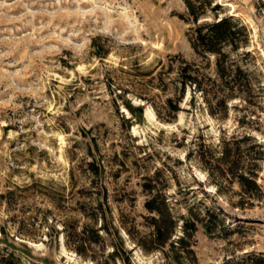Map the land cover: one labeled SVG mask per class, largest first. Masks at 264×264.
<instances>
[{"label":"rangeland","instance_id":"rangeland-1","mask_svg":"<svg viewBox=\"0 0 264 264\" xmlns=\"http://www.w3.org/2000/svg\"><path fill=\"white\" fill-rule=\"evenodd\" d=\"M215 1L222 5L219 16L235 15L252 28L264 80V0ZM181 14H187L183 0H0V196L34 180L55 181L68 193L72 172L77 189L88 187L91 148L105 166L111 193L135 199L113 202L116 212L120 207L142 220V176L157 167L171 177L166 191L172 201L204 197L226 211L228 226L220 235L197 232L199 264H239L247 252L264 253V199L244 209L232 206L214 196L208 173L186 158L193 136L200 132L217 141L220 126L235 128L233 119L222 124L204 111H181L176 121L165 122L156 113L147 116L148 103L138 121L117 96L125 92L136 105L148 97L161 107L165 95L145 74L170 55L195 57L187 35L191 23ZM130 117L128 127L124 118ZM259 181L264 188V164ZM46 208L52 205L39 194L12 206L0 197V257L11 250L7 243L23 264H93L68 248L62 235L48 241L51 221L31 228L30 236L19 233L26 217L41 218L38 209ZM178 210L186 212L180 205ZM127 245L134 248L131 241ZM132 258L135 264H162L158 255L138 248Z\"/></svg>","mask_w":264,"mask_h":264},{"label":"trees","instance_id":"trees-1","mask_svg":"<svg viewBox=\"0 0 264 264\" xmlns=\"http://www.w3.org/2000/svg\"><path fill=\"white\" fill-rule=\"evenodd\" d=\"M183 1L187 14L180 16L191 23L187 35L195 57L170 55L166 64L159 63L145 74L149 84L165 95L161 107L148 97L144 98L147 103L136 105L125 92L117 96L138 121L143 120L148 103L165 122L176 121L181 111H204L222 124L232 118L235 128L220 126L217 141L200 132L193 136L186 158L195 160L208 173L209 183L216 187L214 196L226 197L234 207H252L264 199L259 181L264 164V80L260 56L252 44V28L235 15L219 16L222 5L215 0ZM116 107L119 111L117 102ZM131 120L124 118L128 127ZM91 139L97 146L95 137ZM89 152L92 160L85 164L91 173L88 187L77 189L72 172L68 193L66 186H57L55 181L43 184L34 180L1 194L10 206L20 198L37 194L52 205L38 209L43 212L41 218L40 214L26 217L19 233L30 236L31 228L51 221L46 233L48 241L57 242L62 235L68 248L93 264H135L132 252L137 248L145 254L158 255L162 264H199L195 249L197 232L202 228L213 237L228 226L226 211L208 205L207 198L191 202L185 196L172 201L166 191L171 177L161 167L142 176L141 187L147 196L145 212L139 214L142 220L120 207L116 212L113 202L128 200L133 204L135 199L111 193L104 181L105 166L91 148ZM119 164L127 168L125 160L119 159ZM204 193L209 196L207 191ZM179 205L186 212H179ZM2 233L6 235L4 229ZM127 241L134 248L130 249ZM6 248L11 250L0 257L1 264H23L15 254V246L6 243ZM239 264H264V253L247 252Z\"/></svg>","mask_w":264,"mask_h":264},{"label":"bare ground","instance_id":"bare-ground-1","mask_svg":"<svg viewBox=\"0 0 264 264\" xmlns=\"http://www.w3.org/2000/svg\"><path fill=\"white\" fill-rule=\"evenodd\" d=\"M128 111V110H127ZM146 114H147V116H149V117H156V114H155V112H154V110H153V108L152 107H148L147 108V110H146Z\"/></svg>","mask_w":264,"mask_h":264}]
</instances>
